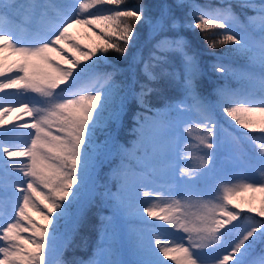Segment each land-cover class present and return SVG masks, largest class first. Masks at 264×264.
<instances>
[{"label": "snow or ice", "instance_id": "obj_1", "mask_svg": "<svg viewBox=\"0 0 264 264\" xmlns=\"http://www.w3.org/2000/svg\"><path fill=\"white\" fill-rule=\"evenodd\" d=\"M94 3L97 5L108 3L114 5L115 8L109 9L108 15L93 16L81 20L78 18L79 13L73 8V4L68 3L65 5L69 13L68 19L62 25L56 26L55 31H58V34L39 39L36 41V46L33 47L13 46L16 52L22 54L21 61L7 68L0 63V77H3L0 79V91L15 89L22 95L35 93L41 97L38 103L44 105L43 107L34 106L32 108H29L27 103L23 105L25 113L31 118L29 125L18 124L15 126L30 129L27 134L30 143H26L23 150L13 151L11 146L5 147L4 141L0 139V158L3 156L9 158L23 157L28 160V163L23 165L21 169L24 172V177L28 178L24 180L27 188H20L15 194L22 197L23 200L19 206L18 217H22L30 225V227L25 228L17 219L16 223H10L7 227H3V235L0 236V240L6 243L5 246L0 247V253L3 254L0 264H49L48 250L55 245L58 235L57 229L61 220L65 221L66 225H70L73 230L80 224L84 209L92 200L94 173L97 164L101 156L112 155L117 147L115 142L111 140L106 141L104 145L98 144L97 131L108 121L120 119L121 112L129 97L134 98L141 108L154 114L152 118H146L152 119L156 125L155 134L148 137L149 142H162L166 132L174 126V122L164 120L161 112L154 110L149 104L150 95L158 91L157 88L153 87V81L159 79L151 71L145 72L147 80L143 82L135 79L134 76L132 83L128 86V95L125 96H119L112 88L101 87L94 90L95 94L88 92L85 95H80L79 92H68L66 87H61V85H67L69 81L76 82L82 73L95 67V61H93L91 65L84 64L77 72L74 70L81 64L79 58L67 61L68 67H61L50 57V52L57 51L53 45H60L62 41L67 39L68 28L71 27L72 23L89 25L102 20L108 25V31L104 33L107 37L104 43L98 48L81 52L85 61L93 56L99 60L110 50L125 56L130 48L135 45L138 25L148 24L160 36V41L156 45L160 51L179 52L183 57L179 68L169 70L168 67H162L161 75L178 82L188 98L201 102L202 126L209 139L214 135L213 129L216 124L213 122L214 117L212 115L214 106L204 104L199 91L198 81L202 75V67L197 56L195 54L189 55L186 51L188 48L187 41L183 37L174 38L169 33L179 27L189 30L199 29L201 33H204L208 28H219L224 30V33L221 34L223 38L219 41H212L208 45L210 48L215 49L219 43L230 44L231 50L235 54L250 51L247 34L242 31L234 32V26L227 16L216 14L206 18L208 14L202 13L195 17V12L199 9L192 5L193 11L189 12L188 15L195 18L191 21L185 20L181 24L182 19H184V10L190 7L185 3V0H161L155 13H151L143 4L135 8L119 10L121 0H94ZM5 7L8 6L0 2V8ZM87 7L89 5L79 4L80 9ZM259 11L262 14V20H264V3H261ZM73 15L76 16L75 19H73ZM13 35L11 32L0 35V47L6 46L10 36ZM110 40L113 42H109ZM161 43L166 44L167 49L161 48ZM259 43L261 48L260 73L261 80L264 82V25L261 28ZM59 50L62 51V49ZM155 59L160 61L162 65L169 63L167 56H158ZM217 59L219 60V58ZM131 60L130 67L138 62L135 55L132 56ZM41 65H46L48 69L52 70H46ZM148 67L149 65L146 63L145 68L148 69ZM212 68L215 72L225 76L232 71L220 63L213 64ZM14 69L16 74L10 75ZM137 86L139 91H136ZM69 96L73 98L69 99ZM253 103L264 105V94L259 100L226 101L221 107L227 117H232L244 129H251L252 120L242 118L239 113L256 111L264 113V107L250 108L244 106ZM231 104L236 106H230ZM168 109L169 112L191 111V107L182 101L169 104ZM210 123L211 126H209ZM9 131L5 127L4 131H0V138L7 137ZM261 131H264V128ZM249 139L251 138L249 137ZM202 143L209 150L215 147L214 143H209L207 140H203ZM166 155V151L154 152L146 158L141 170L121 176V189L129 195L133 194L138 182L148 177L151 161L164 158ZM211 156L212 153L209 152V160ZM260 159L264 161V150L260 153ZM4 164H8V161H4ZM11 167L15 169L16 164L13 163ZM41 185L47 189L46 194L37 191ZM244 187L252 188L254 185L246 184ZM33 195L41 198L40 204H43L44 209H46V211H40V215L43 217V222L40 224L35 223L25 211L29 204L32 208L39 207L32 199ZM225 200L230 203L228 196L225 197ZM219 207L226 218L217 219L216 208H208L200 217L199 226L189 227L187 222L178 218L169 220V223L177 228H183L185 232L197 233L201 243H192L190 247L181 246L178 249L164 247L161 249L164 256H167L170 251H180L186 254L184 259L173 257L177 260V264H205L209 259L214 260L215 264H246L245 257L250 253L256 241H264V220L250 223L243 232L239 233L234 242L229 243L228 247L231 250L222 258L218 254L209 255V253L218 250L208 247L203 242L215 243L225 233L237 229L239 224V211H229L227 204H221ZM126 210L123 201L114 203L113 215L103 217L102 225L105 228H114L116 217ZM143 211L147 212L150 217H157L158 215L151 207L145 208ZM259 215L264 217V209L260 210ZM160 219L167 220L168 218L161 216ZM234 221L237 223H233ZM229 225L230 227H227ZM221 229L224 231L221 232ZM21 231L30 232L32 235L26 239L20 235ZM142 251L144 259L139 264H167L154 249L147 248L142 249ZM260 264H264V253H261Z\"/></svg>", "mask_w": 264, "mask_h": 264}, {"label": "rangeland", "instance_id": "obj_2", "mask_svg": "<svg viewBox=\"0 0 264 264\" xmlns=\"http://www.w3.org/2000/svg\"><path fill=\"white\" fill-rule=\"evenodd\" d=\"M241 1L246 2L248 5H252L251 0ZM68 3H72L73 8L75 9H77L79 7V4L81 3L87 4L89 5V7L84 8V10L89 11H94L95 9L100 10L103 8L102 6L105 5H97L94 3V0H66V4ZM197 4L199 5L198 2ZM197 12V15L201 14L199 13V11ZM59 14H61V12H59ZM108 14L109 11L105 10L101 12L98 11L97 13H94L92 15L104 16ZM259 22L262 25L264 24V20L262 19H260ZM53 23H49L48 25L51 27V29L49 30L50 33H48L47 36H50L51 33L58 34V32L53 33L56 32L55 27H53ZM56 23L58 25H62L63 21L58 19L56 20ZM95 24L102 26L103 29L108 31V25L106 24V22L101 20L97 21ZM261 24H257V26H260ZM83 25H80L76 29L72 30L74 31L75 36L80 33L79 29H81ZM261 28L262 26H260L258 30H261ZM1 31L9 33L8 28L1 29ZM90 31L95 30H92V28L90 27ZM42 32L46 34L44 30H42ZM152 33L153 32H149V34ZM25 34L29 35L26 31ZM103 34L104 31L100 33V36ZM22 36L24 37L23 31H21L14 37L10 36L9 42H7L6 46L13 44L11 41H24L26 45H20V47L36 46V38H22ZM247 36L250 51L246 53L235 54L231 50L232 46L230 44H226L223 48L224 53L222 56L230 55L238 59H244L253 64L259 65L261 56V48L259 42L261 36H252L249 34H247ZM77 38H80L78 44H81L84 48L87 47V51H90L93 48H98V46H100L99 37L94 33H89L88 35L80 34V37L78 36ZM77 52L79 53V56H82L81 52L83 51L80 49V47L77 49ZM18 53L19 52L14 53L13 51L4 49V57L2 58V61L0 63H2L5 68L11 67L16 62H19V59L14 58L16 55H19ZM15 74L16 70L14 69L13 73H11L10 75L14 76ZM236 76L239 79H244L240 75L235 74V77ZM0 79H3V77ZM244 80L249 82L253 88L259 87V84L255 81L247 79ZM104 88H112L118 93L117 87L115 85H106ZM0 94H3L8 101V103L6 104V108H4L6 114L4 116H0V129L5 127V125H13L15 122L16 125L18 123L19 125H29L31 123V118L25 113L23 108V105L27 101V95H22L15 89L0 91ZM68 98L71 99L73 97L69 96ZM179 101H182L183 103L191 107V111L169 112L168 105L175 104ZM194 103L199 105L197 101H195ZM29 108L31 107L29 106ZM153 108L154 110H159L161 112L164 120L174 122V126L166 132L162 142L151 143L149 142L148 137L155 134L156 125L152 119L146 118H152L154 114L152 112L149 115L143 114L141 117H138L134 122L135 124L132 125V135L126 136L125 139L122 138L117 145L116 151L119 153L117 162L108 167L104 174L115 176L116 170H123L124 168H128L127 171L122 172L118 177L120 180V177L125 174L130 175L141 170L146 158L152 155L154 152L158 153L161 151H166L167 155L164 158H157L151 161V170L148 173V177L138 182L133 194L129 195L127 192L123 191L121 187L120 190L114 191L112 198L119 202L123 201L126 205V209L132 212L127 215L126 210V212L119 216H122L123 219H130L134 221L145 220L149 222H157V225H169V220L178 218L187 222L189 227H192L194 225L199 226L201 223L200 217L204 215L208 208L214 207L216 208V210H218L223 201H228L224 200V197H221L220 200H216V197L215 200L209 199V201H205V197L203 194H201V191H198L197 194H192L194 187H202V183L198 182L200 180H206V175L211 172L210 168H212V171L216 173L215 179L219 180L218 177H220L223 188L228 187L229 183L231 184L229 190H232L231 192L234 194L235 200L238 199L243 204L247 202L246 205L248 207L257 206L258 204H260L261 210L264 209V176L262 177L261 173H258L264 172V161H261L260 159V153L262 150H264V142H254L253 145L249 142L247 144L248 151L244 153L236 144L235 134L224 128H219L218 120H216L214 116L213 122L216 124V127L213 129L214 135L209 139L204 127L202 126L203 120L201 119V116L195 111L194 106L184 98L165 100L160 105H157ZM199 112L201 114L202 106ZM239 114L242 118L252 120L253 126L251 127V129L261 130L262 128H264V113L256 111L252 113ZM228 118L236 125H239L232 117ZM108 122L106 124H108ZM209 126H211V123L209 124ZM220 126L222 125L220 124ZM18 128L19 131L16 132L18 134V137L22 134L21 136H26V138L20 139L17 146H12L11 144L5 146H11L13 151H21L23 150L26 143H30V138L27 135L30 129L28 127ZM21 129L22 131H20ZM100 129H102V127ZM100 129L97 132H100ZM203 140H207V142L209 143H214L215 147L211 150L207 149L206 145L202 143ZM209 152L212 153L210 160L208 157ZM2 160L3 162L0 161L1 168H5L8 171H6V173H1L0 175V185L3 184V187H0V200L4 199L6 196H8L9 193L12 192L13 195L9 199V205L7 209L8 211H13L15 209L16 212L13 213L12 220L9 221L6 220V216L4 215V213L0 211V236L3 235V227H7V225L10 223H16L17 219L20 220V223L25 228L28 224V222L23 220L22 217H18L19 206L21 205L20 200H22V197H19L15 194L18 189L16 191L13 189V181L17 176V173L21 177L20 188H27V184L24 182V180L28 178L24 177V172L21 169L23 165H26L28 163V160L23 157L9 158L7 156L2 157ZM4 161H8V164H4ZM13 163L16 164L15 169L11 167ZM15 171L17 173H15ZM185 177L187 178L188 184H185L183 180H180ZM178 181H180V184L178 183ZM246 184H253L254 187H244V185ZM37 191L45 194L47 192L42 185L37 188ZM260 194L263 198L260 197ZM32 199L37 203L39 207L32 208L31 204H29V207L25 211L35 223L39 224V222H43V217L40 215V211H46V209L43 210L42 204H40L41 198L33 195ZM99 204L101 205V208ZM97 206L99 208L98 210H102V212L105 211L106 214H109V216L113 215V206L107 207L102 203V200L100 201V203H98ZM149 207L157 212V217H150L148 216L147 212L143 211V209ZM119 216L115 219L114 228L109 227L107 229L108 231H104L102 236L103 239L101 240V244L103 246L100 247L99 250L96 251L87 260L81 261L77 264H108L110 260V254L107 246H111L112 249L119 250V243L122 240H127V238H133L134 236L141 235L140 232L142 229L139 228V224H137L136 222L132 224L126 222L124 225H121V223L118 222V220H120ZM161 216L167 217L168 219H160ZM254 222H258V220H254ZM249 224L250 223L245 221L243 223V226L247 228ZM28 227H30L29 224ZM177 230L184 233L183 228H177ZM187 234L190 235L189 237H191V239L194 240L195 243H201V240L199 239L197 233L187 232ZM27 235H30L31 237L32 234L28 233ZM153 237L156 238L154 239L156 240V242H164V244L161 245L162 248L167 247L169 249H178L181 246L185 247L187 245V241L185 239L183 240L182 238V241L174 243L175 241H166L158 234H156V237ZM235 239L236 238H234V241ZM135 241H138V239ZM3 243L4 241L0 240V247H3ZM143 243H149V239L147 236L145 237V241ZM203 243L207 244L208 247L217 245V241L215 243ZM228 245L229 243L225 245L222 255H226L228 251L231 250ZM144 246H147L148 248L152 247V245ZM161 249L157 251V248L156 252L161 258H164L166 256H164ZM176 252L178 251H170L168 255H175ZM261 253H264V243H262L259 249V254L248 264H260ZM209 255L212 254L209 253ZM0 258H3L2 253H0ZM184 258L185 255L184 253H182V259ZM58 262L60 264H64V259H58ZM214 263L215 261L211 259L205 262V264Z\"/></svg>", "mask_w": 264, "mask_h": 264}, {"label": "trees", "instance_id": "obj_3", "mask_svg": "<svg viewBox=\"0 0 264 264\" xmlns=\"http://www.w3.org/2000/svg\"><path fill=\"white\" fill-rule=\"evenodd\" d=\"M2 1L4 2L5 0H0V2ZM193 1L194 0H185V3L188 4L190 7L184 10L183 13L184 19H182L181 22H184L185 20H192L193 17H190L188 13L193 11V8L191 7ZM196 1H200L202 4L206 5V12L209 11L208 13L209 17H211L212 15H216L217 13L214 10H216L217 8L219 9V7H223V8L228 7V9L231 7L235 11L236 13L235 15H237V17L240 20L247 22L246 13L248 12V8L241 5L240 0H196ZM260 1H264V0H260ZM8 3L9 6L13 9L15 15L18 17L19 16L22 17V12L26 10L23 6L24 0H9ZM159 3H161V0H121V5L119 10H123L124 8H135L143 4L150 10L151 13H155L157 11V5ZM103 8L113 9L115 8V6L107 3L103 6ZM195 16H196V12H195ZM90 27L92 28V30L95 31H90ZM79 30L80 33L78 35L75 36V34L72 33L71 36L65 41L61 42V44L58 47H54L57 49V51L51 52L50 54V57L53 60H55L57 64H60L61 67H68L69 65L67 61L73 59L75 60L79 58L81 64L78 65L77 68L74 70L77 72L80 71V68L84 64L91 65L93 61H95V67L89 71H85L84 73H82L79 80L93 70L100 71L102 74H106L111 78L110 80H112V83L117 87L118 95L125 96L128 95L129 92L128 86L132 83L134 76L135 79L143 82L147 80V76L145 75V72L151 71L152 73H154L159 77L158 80L153 81V87L157 88L158 91L152 93L148 98L149 104L152 106V108L162 103V100H164L167 95L171 96L172 94H174L177 97H183L190 104L191 103L195 104L194 102L197 101L198 104L202 106L200 101L188 98L183 93V90L178 82H175L169 79L168 77L161 75L162 67H168L169 70H171L176 65L175 64L170 65L168 63L167 65L160 66L161 64L160 61L155 59V57L158 56H167L168 58L169 51L162 52L156 47L157 42L160 41V36L157 35L150 28L148 24L142 23L138 25V35L135 45L130 48L129 52L125 56H122L119 53L110 50L99 60H96V57H91L88 61H85L84 58L82 56H79V53L77 52V49L79 47L82 51H87L88 49L87 47L84 48L81 44H78L80 38L78 39L77 37L78 36L80 37V34L88 35L89 33H94L98 35L99 44L101 46L107 37L105 36V34L100 36V33H102L103 31L105 33L107 30L103 29L102 26L97 24L85 25ZM149 32H153V33L149 34ZM221 34L222 32L219 30V28H208L204 33H201L199 29L189 30L188 28H184V27L177 28L173 32L169 33V35L174 38H177L178 36L182 35L184 40L187 41L188 43V48L186 49V51H188L190 48L198 53L199 56L198 55L196 56L203 70L202 75L198 81L199 91L202 101L204 104H209L214 106L212 115L216 118V120L221 122L223 127L226 126L227 129H230L234 132L235 136L237 137V142H236L237 146L244 153H246V151H248L246 143L250 142L251 144H253L256 141H262V139H264V131L257 129L256 130L244 129L242 126L236 125L231 120H229V118L226 116V113L222 111L221 105L224 102L239 101L236 100V97L238 96L239 92L244 86L241 82L238 81L239 80L238 77L237 76L235 77V72L231 71L229 75L225 76L221 73L215 72L212 68L213 64L218 63L217 58L219 57L221 58V56L223 55L224 53L223 48L225 47L226 44L218 43L215 49L210 48L208 45L214 40L219 41L220 39H222L223 37ZM205 37H207V39H205ZM109 42H113V41L110 40ZM161 48L167 49V45L161 43ZM4 49H8L16 53L14 47L11 48L0 47V62L4 57L3 54ZM59 49H62V51H60ZM133 55L137 57L138 62L130 67V64H132L131 58ZM174 55L177 56L176 53ZM224 57H228V55ZM14 58H17V55ZM177 62L178 61L175 60V63ZM226 62L228 63V61ZM146 63L149 65L148 69L145 68ZM41 67L49 71L52 70V69H48L46 65H41ZM244 70L249 71L247 68H244ZM79 80H77L76 82H78ZM76 82L69 81L67 85H61V87L69 86ZM136 91H139L138 86L136 87ZM38 100L40 101L41 97H39L37 94L34 93L33 102L37 104V107H41V105L38 103ZM2 105L3 104L0 103V106ZM230 106H236V105L231 104ZM244 106L250 108H259L255 104H245ZM151 113H152L151 111H146L144 108H141L134 98L129 97V99L126 101L125 108L121 112L120 119L116 121L110 120L108 124L102 126L100 132H97V143L100 145H104L106 141L111 140L114 141L115 145L117 146L122 138L125 139L126 136L132 135L133 133L132 125L135 124L134 122L138 117H141L143 114L149 115ZM3 115L4 112H1L0 116ZM249 137L251 139H249ZM116 150L113 151L112 155H109L107 157L101 156L100 161L97 164L94 173V191L92 193L91 203L95 200L102 199L106 206L111 207L114 203L119 202L117 200H114L112 198V195L114 191L120 190L121 184L118 177L121 175L122 172L127 171L128 168H124L123 170L120 169L116 170L115 176L104 174L108 167H110L113 163L117 162L119 158V153ZM210 171L211 172L206 175L207 177L206 180L204 181L200 180L198 182V183H202L201 184L202 187H194L192 194H197L198 191H201V194H203L205 197V201L207 200L209 201V199L215 200L216 197H217L216 200H220L221 197L225 198L226 196H228L230 203L228 201H223L222 204H227L228 210L240 212V217H238L239 224L237 229L225 233L223 237H220V239L217 240V245L211 247L218 250L217 252L211 254L212 255L218 254L222 258L223 248L225 247L226 244L233 242L234 238H236L239 235V233L243 232V230L245 229L243 223L245 221L248 223H254V220L261 221L264 220V217H261L259 215V212L261 210L260 204H258L257 206L248 207L246 205L247 202L243 204L238 199L235 200L234 194L231 192L232 190H229L231 184L229 183L228 187L223 188V184L221 183L220 177H218L219 180L215 179L216 173L212 171V168H210ZM258 173H261L262 177L264 176V172H258ZM182 180L185 184H188L186 177L183 178ZM45 190L47 191V189ZM260 197H262V195ZM237 205L239 206L238 208ZM42 207L44 210L43 204ZM130 213L132 212L127 210V215ZM92 215L93 214L91 213L89 217ZM119 217L120 220H118V222H120L121 225H124L126 222L132 224L130 219L129 220L123 219L122 216ZM216 218L217 219L225 218L223 216V212L221 208L216 210ZM94 219L95 217H90L87 223L84 222L82 224H79L74 230L71 228L70 225H66L65 221L61 220L60 225L57 229L58 235L55 245H53L48 250L49 264H57L58 259L62 256L66 257L65 259L67 261V264H76L77 259H83L87 257V254L92 244L94 249L99 250V248L103 246L101 244V238L103 236V233L109 227L105 228L102 225V222L100 221L99 222L96 221L93 224ZM40 223L42 222H39V224ZM141 223L142 224L139 225L140 226L139 228L142 229L140 232L141 235L134 236L133 238H127V240L126 239L122 240L119 243V247H118L119 250L112 249L111 246H107L110 254L109 255L110 260L108 264H139V262L142 259H144L142 249L148 248L147 246L144 245H152L150 249H154L155 251L157 248H158L157 251H159L162 248L161 245L164 244V242L163 241H161L162 243L159 241L156 242V240H154L156 238L153 237V236L156 237V234L160 235V237L165 239L166 241H175L174 243L181 241L179 237L181 234H183V232L178 231L177 227H175L172 223H170L169 225L167 224L157 225V222L155 223L149 221H142ZM233 223H237V222L234 221ZM227 227H230V225ZM220 231L223 232L224 230L221 229ZM28 233L30 232L21 231L20 235L25 238H29L30 235H27ZM74 236L81 238L80 242L84 248L83 249L76 248L73 253L72 241L74 239ZM146 236L149 239V243H143L145 241ZM137 239L138 241H135ZM5 243L6 242L3 243V246H5ZM192 243L195 242L194 240L191 239L188 243V247H190ZM262 243H264V241L257 240L256 243L253 245V248L251 249L250 253L245 257V259L251 257L254 254V252L258 250V248L261 246ZM173 257H176L177 259H182V252L178 251L175 253V255L171 254L162 259H164L167 262V264H177V260L173 259ZM2 259L3 258H0V260Z\"/></svg>", "mask_w": 264, "mask_h": 264}]
</instances>
